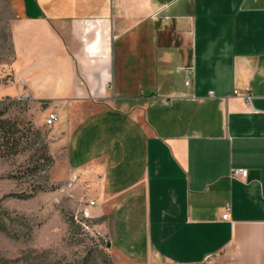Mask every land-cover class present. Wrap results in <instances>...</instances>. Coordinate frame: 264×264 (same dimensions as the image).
<instances>
[{"label": "crops", "instance_id": "crops-1", "mask_svg": "<svg viewBox=\"0 0 264 264\" xmlns=\"http://www.w3.org/2000/svg\"><path fill=\"white\" fill-rule=\"evenodd\" d=\"M3 1L113 262L264 264V0Z\"/></svg>", "mask_w": 264, "mask_h": 264}, {"label": "rangeland", "instance_id": "rangeland-1", "mask_svg": "<svg viewBox=\"0 0 264 264\" xmlns=\"http://www.w3.org/2000/svg\"><path fill=\"white\" fill-rule=\"evenodd\" d=\"M13 18L9 5L0 0V85L9 80ZM4 93L15 95L13 89ZM0 112L26 136L23 146L29 143L16 156L0 153V207L6 213L0 222V264H82L88 257L92 264H116L102 233L84 221L87 184L79 173L71 172L63 146L54 144V125H44L49 111L33 100L3 97ZM44 146L51 162L36 172Z\"/></svg>", "mask_w": 264, "mask_h": 264}, {"label": "trees", "instance_id": "trees-1", "mask_svg": "<svg viewBox=\"0 0 264 264\" xmlns=\"http://www.w3.org/2000/svg\"><path fill=\"white\" fill-rule=\"evenodd\" d=\"M9 39H10V36H9ZM10 46H11V42H10ZM11 49H12V46H11ZM12 53H13V51H12ZM41 104H43L44 107H46V105H47L45 101H42ZM1 116H2V112H0V153H1V155L9 157V156H16L20 153H23L24 151L27 150L29 143L26 142V145L23 146L21 139L23 137H25V139H26V136H24V134H22V135L20 134L19 130L16 128L14 123L10 122V120L1 118ZM38 162H39L38 168H35L36 172L40 171V169L43 170L42 168L51 162L50 156H48L46 154L45 146L42 149V154L38 157ZM24 197L27 198L30 196H24ZM5 214H6L5 211L0 207V222H1L2 218L5 216ZM71 220H73V218H71ZM84 221L90 222V226L95 227L96 225L102 223V218L96 219V218L87 217L86 219H84ZM96 232L98 233V235L101 233L97 230H96ZM102 240L105 243V245L107 246V237L103 234H102ZM90 259L91 258H89V257L85 258L83 260L82 264H92L90 262ZM203 263L204 262H202L200 264H203Z\"/></svg>", "mask_w": 264, "mask_h": 264}, {"label": "built area", "instance_id": "built-area-1", "mask_svg": "<svg viewBox=\"0 0 264 264\" xmlns=\"http://www.w3.org/2000/svg\"><path fill=\"white\" fill-rule=\"evenodd\" d=\"M185 85H188V82H185ZM211 95V92L209 93ZM235 95H239L242 98H244L245 100H248L250 94L249 92H244L239 94L237 91H234ZM17 101H27V100H33L32 95L30 94H22L18 97H16ZM58 120V116L55 112H49L45 117H44V125L47 127H52ZM231 178L237 179L241 182H245V178L247 176V170L246 169H234L231 171L230 174ZM89 205H93L94 202L90 201L88 202ZM229 213H230V206L227 205L225 207L224 213L222 214L221 218L225 221H229L231 222L230 218H229ZM84 217H88L86 212H83ZM232 224V222H231Z\"/></svg>", "mask_w": 264, "mask_h": 264}]
</instances>
